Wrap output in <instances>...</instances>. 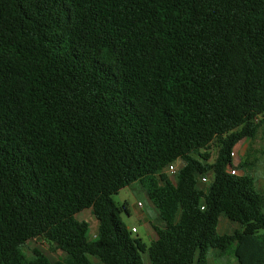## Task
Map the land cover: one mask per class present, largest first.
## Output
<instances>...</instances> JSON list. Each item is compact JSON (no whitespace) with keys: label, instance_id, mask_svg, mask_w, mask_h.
Segmentation results:
<instances>
[{"label":"trees","instance_id":"trees-1","mask_svg":"<svg viewBox=\"0 0 264 264\" xmlns=\"http://www.w3.org/2000/svg\"><path fill=\"white\" fill-rule=\"evenodd\" d=\"M261 126L264 0H0V264H264V196L229 173ZM134 186L148 245L112 200Z\"/></svg>","mask_w":264,"mask_h":264},{"label":"rangeland","instance_id":"rangeland-1","mask_svg":"<svg viewBox=\"0 0 264 264\" xmlns=\"http://www.w3.org/2000/svg\"><path fill=\"white\" fill-rule=\"evenodd\" d=\"M259 137H261V141H264L263 126L259 128L255 139H258ZM212 160L213 156L211 161ZM256 162H258V164L262 165V168H264V156L262 154L256 156ZM180 165L181 163L179 162L174 163V166L177 168ZM167 175H169L170 179L174 181L175 175H170L169 173H167ZM205 185H200V188L204 189ZM112 200L118 207H122L123 204L127 205L128 213L121 212L119 214L121 221L129 230H131L132 227L135 228L136 232L131 233L133 238H140L145 244L148 245L150 241L147 238V232H152V227L161 228L162 223L157 217V213L153 206L146 197L145 192L139 186L127 187L113 195ZM138 204H140L141 207L138 206ZM76 218L77 220L86 221L89 224L87 237L89 240H93L97 231V222L94 219L92 213L88 210H85L77 214ZM237 228L238 226L236 224L230 223L226 220H221L219 232L231 234ZM34 248L43 252L51 261L61 260L64 257V254L61 251L51 250L49 245L40 239L29 241L24 248L25 254L29 256L31 254V250ZM141 257L143 264H150L147 254H141ZM208 264H235V259L232 255L219 258L218 252L216 253V251H210L208 255Z\"/></svg>","mask_w":264,"mask_h":264},{"label":"crops","instance_id":"crops-1","mask_svg":"<svg viewBox=\"0 0 264 264\" xmlns=\"http://www.w3.org/2000/svg\"><path fill=\"white\" fill-rule=\"evenodd\" d=\"M255 138L254 139H243L234 146L233 151H232V166L235 167L234 172L236 173V175L251 176L254 179V185H255L256 191L259 194L264 196V168H262V165H259L258 162H256L257 155L262 154L264 156V141H261V137H259L258 139H255ZM200 185H202V183H198L199 189L206 190L207 184L206 185L203 184L205 185L204 189L200 188ZM221 220L228 221L224 217L219 218L218 227H217L218 233H220L219 225L221 223ZM230 223H233V222H230ZM236 225L239 228V225L238 224ZM131 229H133V227ZM147 233H148L147 238L149 239L150 242L156 238L154 231L152 232L148 231ZM220 234H224V233H220ZM225 234H228V233H225Z\"/></svg>","mask_w":264,"mask_h":264},{"label":"built area","instance_id":"built-area-1","mask_svg":"<svg viewBox=\"0 0 264 264\" xmlns=\"http://www.w3.org/2000/svg\"><path fill=\"white\" fill-rule=\"evenodd\" d=\"M177 170H178V168H177L176 166H174V164H172V165H170V166L167 168L166 172L169 173L170 175H176ZM229 173H230L231 175H235V174H236L234 171H230ZM200 183H202V184H207V183H208V180H207L206 178H201V179H200ZM138 206L141 207L140 204H138ZM131 232H132V233H135V229H134V228L131 229Z\"/></svg>","mask_w":264,"mask_h":264}]
</instances>
